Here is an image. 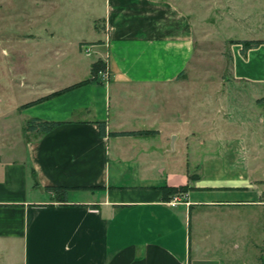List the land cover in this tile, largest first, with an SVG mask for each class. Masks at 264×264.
I'll return each mask as SVG.
<instances>
[{
  "label": "crops",
  "instance_id": "crops-1",
  "mask_svg": "<svg viewBox=\"0 0 264 264\" xmlns=\"http://www.w3.org/2000/svg\"><path fill=\"white\" fill-rule=\"evenodd\" d=\"M100 16L86 37L46 26L38 62L13 79L1 264H264V42L245 55L230 43L232 80L180 85L187 15L167 0H104ZM96 59L107 80L91 77ZM31 116L59 123L26 130Z\"/></svg>",
  "mask_w": 264,
  "mask_h": 264
},
{
  "label": "rangeland",
  "instance_id": "rangeland-1",
  "mask_svg": "<svg viewBox=\"0 0 264 264\" xmlns=\"http://www.w3.org/2000/svg\"><path fill=\"white\" fill-rule=\"evenodd\" d=\"M167 1L188 16L194 39L187 65L170 82L203 85L232 80L228 40L264 39V0ZM103 3L104 0H0V131L5 124L9 125L7 130L16 127V115L10 112L12 82L17 81L13 79L19 72L32 70L39 60L40 49L34 52L32 40L43 37L49 25L62 28L61 31L70 37L81 33L86 37L91 21L94 26L101 27ZM83 44L84 48L88 42ZM83 57L90 60V57ZM168 88L165 92L170 93L171 86ZM194 89L190 93L197 100L212 96L210 91ZM3 113L8 114L3 116ZM1 145H4L3 140H0ZM177 148H180L179 142ZM174 153L168 151L169 155Z\"/></svg>",
  "mask_w": 264,
  "mask_h": 264
},
{
  "label": "trees",
  "instance_id": "trees-1",
  "mask_svg": "<svg viewBox=\"0 0 264 264\" xmlns=\"http://www.w3.org/2000/svg\"><path fill=\"white\" fill-rule=\"evenodd\" d=\"M228 41L230 43H240V45H241L240 51L242 54H245L249 48L255 47L259 43L264 42V39H262V38H231ZM228 56H229V58L231 57V55L229 53H228ZM102 67H103L102 60H100V59L94 60L90 65L91 77L95 78L97 71L100 70ZM180 72H182V71H180ZM180 72H179V74H180ZM83 81H85V80L77 81V82H75V83H73L67 87H64L63 89H66L68 87L80 84ZM61 90L62 89H60L58 91H61ZM58 123H59V121L46 120V119H42L40 117L31 116L25 121L24 129H26V130H37V131H48L52 127L57 125ZM98 124H99V131L101 134H103L105 132V123H104V121H99ZM146 131H148V130H145V129H141V130H120V131H109V134L142 133V132H146ZM31 173H32V171H31ZM54 188L65 190L66 187L65 186H57ZM162 188H163V191L165 193H173V192H177V191L183 192L186 190L187 185L186 184L177 185V186L163 185Z\"/></svg>",
  "mask_w": 264,
  "mask_h": 264
},
{
  "label": "built area",
  "instance_id": "built-area-1",
  "mask_svg": "<svg viewBox=\"0 0 264 264\" xmlns=\"http://www.w3.org/2000/svg\"><path fill=\"white\" fill-rule=\"evenodd\" d=\"M99 74H100L101 79L103 80H107L109 78V71L106 66H104L103 68L99 70ZM179 200H180L179 195L175 193L172 195L171 199H169L168 202L174 205L177 202H179Z\"/></svg>",
  "mask_w": 264,
  "mask_h": 264
},
{
  "label": "water",
  "instance_id": "water-1",
  "mask_svg": "<svg viewBox=\"0 0 264 264\" xmlns=\"http://www.w3.org/2000/svg\"><path fill=\"white\" fill-rule=\"evenodd\" d=\"M172 139H173V135H172V137H171Z\"/></svg>",
  "mask_w": 264,
  "mask_h": 264
}]
</instances>
